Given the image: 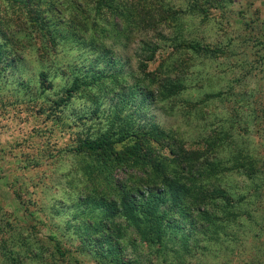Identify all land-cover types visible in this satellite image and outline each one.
<instances>
[{
    "label": "rangeland",
    "instance_id": "obj_1",
    "mask_svg": "<svg viewBox=\"0 0 264 264\" xmlns=\"http://www.w3.org/2000/svg\"><path fill=\"white\" fill-rule=\"evenodd\" d=\"M129 1L139 0H117V4L123 7ZM156 1L153 8L164 7L160 10L164 12L162 23L158 24L163 33L149 23L152 17L141 18L143 10L139 8V15L133 16L130 25L125 24L129 28L123 32L128 38L126 48L104 37L103 20L95 9L106 0L35 1L52 35L47 30L42 34L27 15V22L20 19L23 15L17 5L0 0V42L12 53L17 52L11 56L13 63L0 65V263L9 256L2 249L6 240L21 264H115L98 252L81 251L76 231L85 232L91 223L86 206H80L79 201L88 188L80 171L86 155L78 156L69 148L76 146L78 134L84 129L79 116L87 118L86 131L107 125L106 117L120 99L115 97L118 89L109 97L100 94L90 100L78 93L67 105L55 104L64 97V88L73 83L76 65L89 68L99 63V69H112L108 66L111 55L103 50L106 45L121 58L119 67L123 66L124 75L130 73L137 80L160 79L162 72L158 69L165 64H178L173 76L196 78L181 96L147 107L139 115L141 124H156L178 137L185 136L195 146L197 140H231L238 146H230L228 155L221 154L220 158L229 161V153L235 158L239 150H244L260 168L247 183L257 191L251 197L254 204L242 205L237 213L243 215L232 220L230 236L209 247L210 252L201 251L193 264H264V211L260 210L264 204V0L217 1L213 6L200 0L195 2L197 8H193L192 0ZM200 7L209 10L207 19L199 15ZM78 8L85 14L78 13ZM1 17L13 21L9 25ZM113 25L107 29L114 31ZM93 29L100 33L98 42L91 37ZM177 31L185 41L221 45L225 53L217 59L191 57L193 53L184 49L187 43L179 46L183 40L175 48ZM9 34L12 41L6 37ZM56 36L59 45L53 47ZM91 41L97 43L95 54ZM151 51L155 52V61L141 64ZM42 73L47 74L45 84ZM130 82L126 85L134 79ZM205 99L208 106L204 107L201 102ZM97 106L101 107L99 116L89 120ZM231 185L236 186V181H230ZM57 240L65 257L57 254Z\"/></svg>",
    "mask_w": 264,
    "mask_h": 264
},
{
    "label": "trees",
    "instance_id": "obj_2",
    "mask_svg": "<svg viewBox=\"0 0 264 264\" xmlns=\"http://www.w3.org/2000/svg\"><path fill=\"white\" fill-rule=\"evenodd\" d=\"M7 1L19 7V14L23 15L20 19L27 22V15L37 23L42 34L47 30L52 35L46 25L48 23L44 21L46 17L42 15V9L35 7V1L38 0ZM192 1L193 8H197L195 2L200 0ZM202 1L211 6L217 1L227 4V0ZM156 4V0L151 3L150 0H139L137 3L129 1L123 7L117 4V0H106L99 4L95 10L97 17L103 20L100 24H104V37L115 39L127 48L129 44L124 42L128 38H124L123 32L129 28L125 24L132 23L133 16L139 15V8L143 10L141 18L147 20L152 17L149 23L163 33L164 30L159 29L158 24L162 23L160 16L164 17V12L160 10L164 7L156 10L153 8ZM199 9V15L207 19L209 10L203 7ZM51 11L54 13L55 8L51 7ZM76 11L85 14L82 8ZM222 16L227 17L226 12ZM1 18L2 22L8 20L10 25L12 19ZM112 23L114 31L107 29ZM93 30L91 37L98 42L100 33L97 29ZM176 33L175 48L183 40L179 46L187 43L184 49L193 53L191 57L204 55L205 58L217 59L225 53L221 45L202 46L201 41L189 39L191 42H188L182 33ZM9 36L6 35L12 41ZM58 37L51 42L53 47L59 45ZM95 44L90 42L94 54L98 48ZM103 50L111 55L108 66L112 69H99V63L97 67L90 64L89 68L76 65L73 69V83L64 88V97L55 102L57 107L67 105L78 93H83L90 100L100 94L109 97L117 89L115 97L120 96L106 117L107 125L104 124L97 131L92 132L90 128L86 131L87 118L79 116L80 124H84L80 126L84 129L78 134L76 146L69 148L70 152L78 156L89 157L88 160L82 158L84 161L80 166L88 188L79 201L80 206H86L88 211L85 210V214L91 222L85 232L79 229L76 231L80 236L81 251L87 254L98 252L115 264H145L149 260L155 261L154 264H193L201 251L210 252L209 247L219 245V240L230 236L228 232L232 220L237 221L243 215L237 213L242 205L254 204L251 197L257 191L247 183L254 179L256 170L260 168L244 150H239L235 158L229 153V161L220 158L221 154L228 155L227 148L238 146L231 140L215 138L206 142L203 139L197 140L195 146L185 136L178 137L156 124H141L139 115L147 107L181 96L194 84L196 78L189 79L188 75L181 77L179 74L173 76L178 64H165L158 69L162 72L160 79L155 76L151 82L140 81L130 73L124 75L123 66L119 67L121 58L111 47L105 45ZM152 51L141 64L155 61V52ZM16 53H12V49L0 42V65L13 63L12 57ZM78 56L82 58L84 55L82 53ZM117 65L120 69H115ZM41 76L45 84L47 74L42 73ZM130 79H134V82L127 86L126 83L132 81ZM206 101L208 99L201 102L204 107L208 106ZM94 103L97 104L98 100ZM100 110L101 107L97 106L89 120L99 116ZM229 180H235L237 185L230 186ZM16 196L21 197L20 194ZM260 210L264 211V204ZM51 238L53 240L55 237ZM3 244L4 255L9 256L0 264H21L20 259H16L14 252L8 248V242L5 240ZM55 247L57 254L66 256L58 240ZM128 247L133 250L130 251Z\"/></svg>",
    "mask_w": 264,
    "mask_h": 264
}]
</instances>
